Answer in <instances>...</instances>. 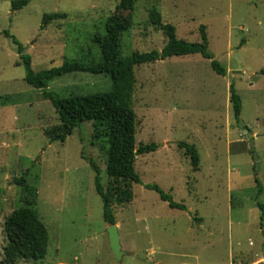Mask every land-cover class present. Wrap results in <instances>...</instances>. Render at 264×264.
I'll return each instance as SVG.
<instances>
[{
	"label": "rangeland",
	"instance_id": "374dc122",
	"mask_svg": "<svg viewBox=\"0 0 264 264\" xmlns=\"http://www.w3.org/2000/svg\"><path fill=\"white\" fill-rule=\"evenodd\" d=\"M12 1L18 0H0V264L4 220L22 207L12 179L24 174L37 191L33 211L48 243L42 260L15 264H117L95 173L83 158L98 167L105 189L104 154L91 144L92 125L50 141L46 134L59 120L42 97L45 91L60 98L104 93L113 82L108 75L76 72L37 90L26 83L11 38L33 73L70 60L100 62L93 38L104 35L118 0H26L17 10ZM152 9L187 42H199L204 26L225 76L196 54L134 67L135 146L157 148L135 157L141 184L131 185L132 201L112 206L126 253L120 264H264V218L260 222L256 207L264 206V0H135L132 26L121 39L123 56L164 47L165 36L148 20ZM53 13L65 18L43 25V16ZM231 83L241 102L238 121ZM182 142L196 148L198 171L179 148ZM145 185L170 194L185 210L169 208Z\"/></svg>",
	"mask_w": 264,
	"mask_h": 264
},
{
	"label": "trees",
	"instance_id": "16d2710c",
	"mask_svg": "<svg viewBox=\"0 0 264 264\" xmlns=\"http://www.w3.org/2000/svg\"><path fill=\"white\" fill-rule=\"evenodd\" d=\"M135 0H118L115 13L110 15L105 23L103 36L95 35L93 42L98 46L101 61L84 63L70 60L59 67L33 73L30 69V59L22 54L23 48L13 38L22 63L27 71L25 81L37 90H46L52 80L71 73H86L91 75H108L112 80V89L108 92L90 95H71L60 98L56 94L44 92L42 97L50 102L58 116L59 125L47 132L50 141H64L83 123H91V144L98 145L104 154L105 174L108 179L103 189L98 175L99 169L90 159L83 157L95 173L94 187L103 206V219L108 225H114L115 219L112 206H121L132 201L131 185L141 184L140 178L134 170L135 157L148 154L156 150L155 144L135 146L136 115L131 108L132 93L135 77L134 67L162 61L170 57L200 55L209 61L210 68L218 76H225V69L214 59L208 49L205 27H199V42H187L176 37L173 25L162 23L160 14L152 9L149 12V23L162 32L166 42L161 51L144 53L133 52L128 56L121 54L122 35L132 26L129 14L134 9ZM27 4L26 0L11 2V9L17 10ZM127 13L126 15H123ZM65 18L64 14L53 13L44 15L42 24ZM7 36V33H5ZM229 102L232 114L238 121L241 112L240 98L234 91L233 84L229 85ZM190 159L193 171L199 170V155L193 145L179 143ZM26 174L12 179V183L20 188L18 201L22 207L13 210L3 223V233L6 245L3 247V262L15 264L18 261L42 260L46 254L48 234L43 223L33 211L37 201L36 189L29 185ZM145 188L154 190L159 198L166 202L171 209L185 210V206L174 202L170 194L161 191L155 185H145ZM260 191H258V194ZM260 212V222L264 218V206L256 203Z\"/></svg>",
	"mask_w": 264,
	"mask_h": 264
},
{
	"label": "water",
	"instance_id": "95a60500",
	"mask_svg": "<svg viewBox=\"0 0 264 264\" xmlns=\"http://www.w3.org/2000/svg\"><path fill=\"white\" fill-rule=\"evenodd\" d=\"M107 234H108L109 246H110V249L113 253L115 262L117 264H120L122 258L126 255V253H124L121 250L120 243H119V236H118V232H117V227L115 224L108 226Z\"/></svg>",
	"mask_w": 264,
	"mask_h": 264
}]
</instances>
